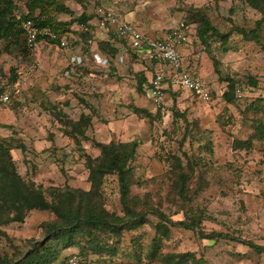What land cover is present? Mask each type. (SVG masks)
I'll return each mask as SVG.
<instances>
[{
	"label": "rangeland",
	"instance_id": "rangeland-1",
	"mask_svg": "<svg viewBox=\"0 0 264 264\" xmlns=\"http://www.w3.org/2000/svg\"><path fill=\"white\" fill-rule=\"evenodd\" d=\"M56 1L58 4L68 7L72 13H51L57 21L71 22L68 28L70 31L66 32L70 40L73 34H79L82 31L80 24L71 21L74 16H79L82 10L85 13L88 12L87 14L94 18V23L97 25V19L101 17L96 12L99 6L113 7V5H120L121 7L123 4V7L127 8L126 4L129 0ZM144 1L147 0H134V4H141ZM148 1L150 3L149 12L159 13L161 17L163 12L166 14L171 12V15L175 16L174 19L178 17L181 18L180 21L186 19L181 7L193 6L191 3L187 4V0ZM188 1L193 2L194 0ZM204 1L207 4H204V6L210 8L207 15L212 24L223 33L229 32L231 40L228 41L227 45L230 52H234L235 55L236 53L242 55L243 48L250 49V44L256 49H252L251 54L246 52L249 53V57L246 59L251 60L248 66L245 63L239 64L238 62H228L227 64L224 62L218 65V74H220L216 75L214 81L209 82L213 86L210 90V102L203 103L193 97L191 93L187 94L188 92L184 90L180 92L173 91L168 88L165 91L163 104L160 108H157L146 96V92L137 95L139 99L134 97L136 93L139 94L132 87H135V76L130 77L128 74V79L119 81L121 77L119 68H121V73H126L124 72L126 71L125 65L119 67L117 73L112 75L114 81L111 83H106L108 77L103 76V74L93 76L94 78L88 82L82 79L83 77L81 79H65L63 73L66 65L63 58H66V56L61 52V48L53 46V43L50 47L42 48L43 52H41L47 58V69L41 66L43 55H35L37 53L35 51L33 53L29 52L28 62H30V58H38L36 71L23 86L19 87L18 94L14 95L10 102L0 104V111L4 113H8V109L12 110L13 108L16 114H22L28 119L38 117V120L33 122L35 125L38 124V129L44 130V134L52 131V135H56L54 137L57 140L56 146L47 151L49 152L48 156L53 160H47L44 156L39 159V156L32 154L34 149L29 145H26L29 155H24L29 158L22 159V154L13 148L15 141H19L23 137L22 130L27 127L25 126L28 125L27 120L24 121L25 125L17 126L19 128L0 123V137L11 142L12 152L11 150L10 152L11 155L13 154V162L17 167L16 162L19 163L21 167V170L18 169L17 171L24 179L32 180L46 188L68 185L87 190L90 186L82 152H79L72 143H68V149L72 150L73 147L75 149V154L70 155L67 145L64 144L68 138L58 132V130L63 129L65 134V126L61 122L65 121L64 117L76 119L82 109L88 110L89 113L85 114L91 118L94 117V122L97 118V121H100L99 126L107 131L104 135L103 132H98V128H96V131L91 125L92 133L86 134L90 142L92 139L105 143L110 141L126 142L134 139L139 141L138 155L134 162V173L139 183L132 187V194L142 197L149 192L150 200L155 203H157V198L165 199L166 187L162 185L166 179L161 175L167 174L169 169L167 160L173 153L180 156L182 151L191 153L193 150L198 156L204 157L205 162L208 161L213 164L212 169L205 176L207 185L200 196L194 199L193 206L200 205L204 208L206 218L200 226L201 229L206 233L219 232L223 236L217 239L203 238L194 231L170 225L167 227V238L162 236L158 243L157 253L154 257H151L149 252L153 246L152 238L156 234L154 227L156 218L147 216L149 221L140 229L125 233L118 245L116 255L89 254L87 257L81 254L80 245H74L62 251L66 256L77 253L82 257H86L89 260L88 264H165L161 257L168 252L195 251L197 257H203L202 264H264V250L257 252L256 249L242 242H253L264 248V137H253L249 149L240 148L235 150L232 148L233 139L245 140L252 136L255 127L253 123L264 119V50L253 41L244 44L241 35L232 31L236 26L245 29L253 28L259 14L242 0ZM128 3L131 7V1ZM193 3L197 2L194 1ZM97 29L100 30L98 26ZM259 38L264 44V22L261 24ZM103 42L102 40L101 43ZM101 43L98 42V47L104 51L105 48H103V44L100 45ZM227 45H225V48L228 47ZM243 45L246 47L248 45V48L243 47ZM84 48H87V46L83 45L82 49ZM3 49L4 42L0 40V75L10 73V67L15 66L16 70H19L27 65L28 62L24 61L25 57L21 49L13 48L9 54L4 53ZM49 64L50 67H48ZM52 66L53 68L49 72ZM38 70L41 72L38 73ZM43 73L45 75L48 73L45 84H35V74L37 77L38 75L42 76ZM219 76L221 80H219ZM229 78L233 81L236 80V82L234 81L235 96L231 103H227L222 99V93L227 88ZM253 79L256 81L255 86L249 84V81ZM42 86L49 89L47 93L46 89L43 91L39 88ZM29 88L30 92H28ZM175 92L177 93L176 96ZM50 94L52 100L64 99L59 100V103H53L47 100ZM24 96H27L28 99H34L33 103L35 104L24 103L22 100ZM135 101H137V105L148 111L152 110L154 114L160 112L162 118L151 122L147 118L135 115L130 106ZM223 106L226 107V111L222 110ZM173 108L180 111L186 109L188 121L194 118L198 120V127L204 131L205 135L209 136L212 143V155L198 151L197 146L204 140H201L202 142L195 141L192 150H190L188 142L184 146L178 144L182 136L184 123L179 116L174 117ZM219 113L222 114L220 121H222L224 128H221L217 122ZM59 123H61V127ZM118 124H120V127ZM9 128L14 132L6 136V131ZM4 132L5 135L3 136ZM17 133L20 134L17 135ZM52 135L50 134V136ZM11 137L13 139H10ZM83 151L84 154L89 153L87 155L91 157L99 155V149L93 144L83 149ZM44 152L46 151H42V153ZM32 160L37 163L38 167L33 164ZM25 165L27 167L33 165L37 168L36 170L31 168L28 176H26L24 175ZM39 166L43 170L46 169L44 172L47 173H41L38 170ZM52 169L54 172H52ZM152 177L157 179L159 185L149 180ZM195 182L196 179H193V186ZM103 192L107 210L122 215L123 208L118 198V187L114 175L106 178ZM163 199L161 209L171 219L177 220L186 217L181 211L177 212L176 206L171 205L169 207L168 204H164ZM189 213L194 214V211H189ZM51 217L52 214L49 211L32 210L26 214L23 221L0 226V229L5 233V235L0 233V253L11 255L14 247L24 249L28 245L26 240L40 236V223L49 220ZM236 251L241 252V254L236 256Z\"/></svg>",
	"mask_w": 264,
	"mask_h": 264
},
{
	"label": "trees",
	"instance_id": "trees-1",
	"mask_svg": "<svg viewBox=\"0 0 264 264\" xmlns=\"http://www.w3.org/2000/svg\"><path fill=\"white\" fill-rule=\"evenodd\" d=\"M242 1L253 8L259 14V18L255 21L253 28L245 29L236 26L232 31L240 34L246 41L259 44L264 50V44L259 38L261 24L264 22V0ZM14 8L13 0H0V40L4 42V53H11L13 48L21 49L25 57L24 61L27 63L29 51L24 44L20 19L16 18ZM27 8L29 17L35 26L39 29L48 27L54 33V38L44 37L48 41L57 44L59 38L70 31L68 28L71 22L57 21L51 15V13L62 12L72 14L68 7L58 4L56 0H27ZM181 10L185 14L184 22L195 24L196 36L202 43L209 41L213 36L219 37L223 42L228 38L229 32L223 33L212 24L207 15L210 11L209 6L194 7L188 5L181 7ZM35 12L37 13L34 14ZM90 18H92L91 15H87L83 10L79 16H74L71 19V21L82 26V31L78 35L84 37V40L91 36L89 29L92 26L87 22ZM99 18L101 17H98L97 20ZM102 44L107 47L110 46L106 42L100 45ZM115 52L114 48L109 49V54L114 55ZM214 65L217 68L219 63L214 61ZM10 74V79L13 81L16 77L15 66L10 67ZM134 76L136 91L139 94L145 93L149 84L144 72L137 71ZM228 81L227 88L222 93V99L231 103L235 96L234 85L236 80L234 82L229 78ZM249 82L251 86L256 85L254 79ZM174 94L176 96L177 93ZM130 106L133 113L147 118L151 122L162 118L160 112L153 114L134 104ZM222 110L226 111L227 109L224 107ZM173 115L174 117L179 116L184 123L178 144L184 146L188 142L190 150H192L195 141L202 142L201 140H204L197 146L198 151L212 155V143L209 136L205 135L204 131L198 127V120L194 118L188 121L186 109L180 111L173 108ZM221 118L222 114L219 113L217 122L221 128H224L222 121H220ZM64 119L65 121L61 122L65 126V134L74 141L77 148L80 147L81 140L89 139L85 132L91 125V117L81 113L77 120L67 117ZM253 124L255 126L253 135L245 140L233 139V149H249L253 137H264V119ZM91 142L93 146L99 149V155L91 157L83 154L85 168L88 171L89 188L85 190L68 185L46 188L32 180L24 179L18 173L10 152L12 144L0 137V226L12 222H21L26 214L32 210H46L52 214L49 220L40 223V236L26 240L28 245L24 249L14 247L11 255L0 253V264H68L70 255L66 256L62 251L74 245H80L81 254L87 257L89 254L116 255L118 245L125 233L140 229L149 221L147 216L156 218L154 224L156 234L152 238L153 246L149 252L151 257L157 253L158 243L162 236L167 238V227L170 225L194 231L203 238L217 239L223 236L219 232L206 233L201 229L200 226L206 218L204 208L200 205L193 206L194 199L200 196L207 185L205 176L213 165L208 161L205 162L204 157L198 156L193 150L191 153L182 151L180 156L175 153L171 154L167 160L169 165L167 174L161 175L166 179L162 185L166 187V198H157V203H155L150 200L149 192L142 197L132 194V187L139 183L134 173V162L138 155V140L105 143L92 139ZM18 146L22 148L21 144ZM110 175H114L116 178L118 198L123 208L122 215L107 210L105 206L103 186L106 178ZM193 179H196L194 186L192 185ZM149 180L159 185L155 177ZM162 199L165 201L164 204H168L169 207L171 205L176 206L177 212L181 211L186 217L177 220L171 219L161 209ZM189 211H194V214H190ZM0 233L5 235L1 229ZM242 242L253 247L257 252L264 250L263 247L253 242ZM196 255L195 251L168 252L161 259L165 264H202L203 257ZM81 260L85 264L89 262L86 257H82Z\"/></svg>",
	"mask_w": 264,
	"mask_h": 264
},
{
	"label": "crops",
	"instance_id": "crops-1",
	"mask_svg": "<svg viewBox=\"0 0 264 264\" xmlns=\"http://www.w3.org/2000/svg\"><path fill=\"white\" fill-rule=\"evenodd\" d=\"M129 1H131V3H132L131 7H130V4L128 3ZM129 1L127 2V4L125 3L126 6H128L127 8H124L123 4L121 6L123 8H121L120 5L119 6L113 5L115 12H116V16L120 19H123L125 21H128V22L134 24L143 34H145L147 36H152V37H163L168 32H171L172 30L177 28L178 22L180 21L181 18L179 19L178 17H176L177 19H174L175 16L171 15V12H169L167 14L165 12H163L161 14L162 15V17H161L159 13L151 12V11L149 12L148 7H149L150 3L148 0L142 2L141 4H138V3L134 4V0H129ZM194 1L197 3H193ZM194 1L189 2L187 0L188 3L187 2H185V3H187V4L191 3L195 7H201V6H204V4H205L204 0H194ZM205 5H207V4H205ZM78 14H79V12H78ZM159 18H162V19L159 20ZM93 19L94 18L92 17L87 21L92 26L89 29V33L91 34L89 39L84 40V37L79 36L78 34H73L72 38L69 40V36L67 35L68 33L63 34L59 38V43H57V46L61 48V50H62L61 52H63V54H65V56H66V58H63L65 65H66L65 71L63 73V75L65 76V79H69V78L70 79L71 78L72 79H81V77H83L82 79H85V81L88 82L89 80L94 78L93 76L103 74V76H107L109 78V79L107 78L106 83H111L114 81V78H112L113 77L112 75L117 73V70L119 67H122L125 65L126 71H124V72H126V73H121V71H120L121 68H119V72L121 74L119 81H121V80L124 81V80L128 79L129 78L128 74L130 75V77L131 76L133 77L137 71H142V72H144V74L147 78L148 84H149L153 74L155 73L156 70H158L160 68V66L157 63L148 60L142 51H135L132 47H130L128 45V42L126 40L118 38L113 32V25L111 26L107 23L105 27L101 28L99 26V20L97 21L98 23L96 25V23H94ZM191 25H192V28L190 29V33H189V41L186 43H180L178 46V51L182 57L183 65L185 66L187 71L191 75L201 78V80L205 83V85L207 86L209 91L211 90V88H213V86L210 85L209 82L214 81L216 79V75L220 74V73L218 74V69L215 67L214 61H217L219 64L220 63L222 64L224 62L226 64L228 62H238L239 64L245 63L248 66V64L250 63L251 60H248L246 58L249 57V53L251 54L252 49L256 50L254 46H252L250 44V46H249L250 49H249L248 45H247V47L243 45V47L248 48V49L243 48L242 55L241 54L238 55L237 53L235 55V54H233L234 52H230V50H229L230 48L227 45L228 41L231 40L229 36L225 40V42H223V40H221L219 37L213 36L212 38L209 39V41L202 43L196 36L195 24L191 23ZM97 26H98V28H100V30L97 29ZM80 28H82V26ZM84 29H86V28H84ZM191 31H193V32H191ZM74 36H76V37H74ZM194 37H195V39L193 40ZM102 40L110 45L109 47H107L105 44H103L102 45V46H104L103 48L107 47V49H105L104 51L100 50L98 47V42H101ZM243 43L247 44L248 41L244 40ZM83 45H86L87 48L82 49ZM225 45H227L228 47L225 48ZM70 46H72V47H70ZM202 47H204V48H202ZM110 48H114L116 50L114 55L109 54ZM41 52H43L42 49L38 50L35 55H38V56L43 55L41 58V61H42L41 66H42V68L46 67V69H47V66H46L47 58H46V56H44L45 54L41 53ZM224 52L227 54L225 55ZM246 52H249V53H246ZM196 55H198V58L196 57ZM73 57H81L82 61L80 63H76L73 61V59H72ZM36 59L38 60V58H36ZM250 59H252V58H250ZM59 62H61V60H59ZM48 67H50V64ZM52 68H53V66L49 69V72L51 71ZM37 72L40 73L41 71L38 70ZM132 73H134V74L131 75ZM46 75L43 73V75H42L43 77L41 75H38L36 77V74H35V77H34L35 84H37V85H40L41 83L45 84L46 78H47ZM217 79H218V76H217ZM219 80H221L220 76H219ZM117 83H119V82H117ZM132 87L136 90V88L134 86H132ZM39 88L44 91L47 87L42 86ZM47 90H49V89L45 90L46 93L48 92ZM172 90L173 91H179V92L183 91L182 89H172ZM184 91L188 92L187 94L191 93L187 90H184ZM28 92H30V88H29ZM28 92H27V94H28ZM137 95H140V94L136 93V95H134V97H137L139 99V96H137ZM191 95L193 97L197 98L198 100H200L193 93H191ZM210 95H211V91H210ZM27 96L23 97V99H22L23 102L24 103L27 102L30 105L35 104V103H33L34 99H31V98L28 99ZM146 96L148 97V89L146 90ZM48 98H47V100H50L53 103H59V100L64 99V98L56 99V101H55V99L52 100L51 94L48 96ZM200 101H202V100H200ZM38 103H39V101H38ZM132 104H134L137 107L144 108L142 106L137 105L138 104L137 101H135V103H132ZM224 107L225 106H223V108ZM149 111L151 113H153L152 110H149ZM82 112L89 113L88 110L85 111V109H82L79 112V114ZM79 114H78V116H79ZM135 115H137V114H135ZM78 116L76 119H73V120H77ZM35 118L34 119L33 118L28 119L26 116L24 117V115H22V114H19V113L16 114V112L14 111L13 108H12V110L8 109V113H4L3 111H0V123L10 124L13 128H16L17 126L25 125L24 121L27 120L28 125H25L27 127L24 130H22L23 137H21V140L15 141V145L13 148L18 153L22 154V157H23L22 159L29 158L28 156H24L25 154L26 155L28 154L27 153L28 148L26 147V145L27 146L29 145L30 147H32L34 149L32 154L36 155L37 157L39 156V159L43 158L42 156H44L45 159H47V160H53L48 156L49 152H47V151L51 147L54 148L56 146L55 144H57L56 143L57 140H56V138L54 139V137H56V135L53 136L51 133L52 131H50L49 133L46 132L44 134V130H39L38 126H37L38 124L35 125L33 123V122H36L38 120V117H35ZM93 118H91L92 128H94L96 131H97L96 128H98V130H99L98 132H101V133L103 132V134L105 135L107 131L102 126H99L100 121H97L98 119L96 118V122H94L95 118L94 119ZM100 118H101V116H100ZM31 123H33V125L29 126ZM59 124H60L59 126L61 127V123H59ZM91 125L86 129V132H85L86 134H88L90 132L92 133ZM118 125L120 127V124H118ZM17 128H19V127H17ZM58 132L61 133L62 136L65 135L68 138L65 140V143H64L65 145H67L68 143L69 144L72 143L73 146L75 145L74 141L72 139H70V137L67 134H64L63 129L58 130ZM19 134L20 133H17V135H19ZM50 134L52 136H50ZM4 135H5V132H4L3 136ZM57 135H58V133H57ZM6 136H8V135L6 134ZM16 143L21 144L22 148L19 147L18 146L19 144H16ZM91 145H92V142H90L88 139V140H81L80 147L77 148L76 145H75V147L77 148V150L79 152H82V154H84L83 149H85L86 147H89ZM66 147L68 149L69 145H67ZM74 150H75L74 147L72 150L68 149V151L71 153L70 155H72V153L75 154ZM42 151H46V152L42 153ZM68 151H67V153H68ZM11 152H12V149H11ZM85 152H87V150H85ZM87 154H89V153H87ZM16 164L18 165V167L16 166L17 170L18 169L21 170L19 163L16 162ZM33 164L37 165V163H35L34 161H33ZM37 167H38V165H37ZM37 167H34L33 165L30 167H27L25 165V171H24L25 174L24 175L28 176V173H29V171H31V168L36 170ZM40 167L41 166H39L38 170H40L41 173H47V172H44L46 169L43 170ZM52 172H54L53 169H52ZM18 173H19V171H18ZM239 254H241V252L236 251L235 255L239 256Z\"/></svg>",
	"mask_w": 264,
	"mask_h": 264
},
{
	"label": "built area",
	"instance_id": "built-area-1",
	"mask_svg": "<svg viewBox=\"0 0 264 264\" xmlns=\"http://www.w3.org/2000/svg\"><path fill=\"white\" fill-rule=\"evenodd\" d=\"M14 14L20 19L23 31L24 44L31 53L44 47H50L52 42L46 37L54 38V33L48 28L39 29L29 17L27 0H15ZM101 18L99 26L105 27L108 23L113 25L114 34L128 42V45L135 51H142L145 57L157 63L160 68L153 74L148 88V97L152 104L160 108L163 104L165 91L168 88L182 89L193 93L203 102H210V91L205 83L199 78L191 75L183 65L182 57L178 51L180 43L189 41L191 24L180 21L176 29L168 32L163 37H152L143 34L134 24L120 19L116 16L114 7L99 6L96 11ZM42 35V37H40ZM53 46H57L54 43ZM198 58V55H196ZM74 62L80 63L81 57H73ZM38 67V60L33 57L24 67L16 70V77L11 81V74L0 75V104L11 101L14 95L18 94L19 87L34 74ZM7 135L12 134V130L6 131ZM68 264H85L77 253L70 254Z\"/></svg>",
	"mask_w": 264,
	"mask_h": 264
}]
</instances>
